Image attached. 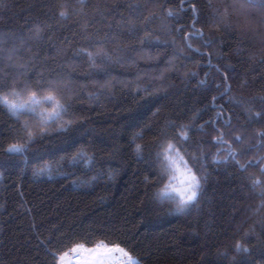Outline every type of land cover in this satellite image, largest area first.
<instances>
[{"label":"trees","instance_id":"1","mask_svg":"<svg viewBox=\"0 0 264 264\" xmlns=\"http://www.w3.org/2000/svg\"><path fill=\"white\" fill-rule=\"evenodd\" d=\"M7 2L8 11L0 14V32H15L25 38L33 36L29 42L31 50L45 60L48 67L56 68L57 64L63 63L66 65L64 70L72 73L77 84H88L84 94L74 101V105L78 112L89 118L85 128L105 139L104 144L96 145L103 149L97 151L96 155L104 172L107 173L109 165L119 169V172L111 181L101 177L93 184H87L96 170H89L83 160L76 162L75 168L67 166L66 161L62 163L58 159L53 160L51 164L45 165L47 170L40 174L37 169L43 161L33 155L29 154L25 158L16 154L4 155L0 151V262L48 264L43 250L37 252L34 248V233L41 234L43 239L54 226L63 224L61 232H64L67 225L72 224L77 230L90 225L97 231L91 240H69L68 248L73 243L91 246L104 239L98 234L100 231L115 226L129 238L130 244L135 245L134 255L141 258V264H217L216 249L233 245L235 240L240 239L241 233L235 232V225L246 219L244 228H247L257 219L250 210L260 203V198L251 189L249 178L264 181V175L260 172L264 160L257 161V157L264 156V149L253 148L237 155L235 159H226L230 155L227 145L214 143L213 137L223 132V139L233 150H239L241 145L233 142L232 138L243 131L245 141L255 145V133L264 128V121L242 130L240 125L245 123L246 115H241V109L235 107L229 97H247L264 91V65L254 64L250 67L247 52L243 56L235 54L237 45L234 36H220L210 30L207 24H197L196 27L201 28L206 37L209 34L216 37L217 45L204 48L201 47L202 41L195 38L189 43L193 48H200L201 52L210 53L211 64L219 65L220 73L215 68L208 67L207 55L189 53L183 44L184 32L178 36L175 34V23L172 24V35L176 36L175 47L184 49L183 56H190V59H182L179 54L174 57L171 45L151 48L145 46L141 49L138 41L128 38L125 32L122 42L134 43L137 50L127 54L131 57L130 60L125 59L111 68L115 88L110 98L102 96L99 102H92L87 100V93L93 90L92 85L82 78L87 69L86 58L72 56V48L80 46L79 37L73 35L80 18L76 15L67 18L59 16V5L65 0ZM68 2L75 3V0ZM136 2L143 3V0H88L89 8L86 10L91 13L92 6L95 5H127ZM155 3L163 4L174 15H181V0H155ZM192 3L205 8L208 0H188L184 6L188 8ZM41 4L49 7L41 8ZM152 10H146L144 15ZM68 11L71 13L72 9ZM116 11L117 15L110 20L114 28L120 18L119 13L128 16L124 7ZM154 11L159 13L160 9ZM190 22V13L183 14V18L179 20V23L185 25V32L189 30L187 25ZM158 23L157 21L150 27H156ZM46 24H52L53 30L49 31ZM37 25L41 27L39 37L33 35ZM62 25L68 27L61 28ZM29 28L32 29L31 32L28 31ZM91 30L90 28L89 31ZM65 37L73 42L71 47L61 44ZM221 40L223 45H220ZM14 44H18V40L10 37L3 48H11ZM107 47L111 49L113 46L109 44ZM221 52L225 59L218 60ZM24 55L27 57L28 53L25 52ZM224 64L233 65V70L242 79L246 78L249 86L241 87V79L229 80L231 91L226 96H221L223 85L217 89L216 84L222 81ZM193 72L198 75L189 77L188 74ZM161 74L164 77L162 80ZM199 81L204 83L198 86ZM137 84L149 86V92L160 86L162 95L144 99L146 93L141 92L133 97L131 93ZM213 104L215 107H212ZM157 108L161 109V122L165 116L175 117L177 113H182L180 123L187 124L193 120L198 126L205 125L206 121L215 123L216 131L213 130V124L208 123L202 132H193L189 139V144L195 146V141L202 138L205 141L201 146L202 150L208 155L210 175L199 213L193 209L188 215L171 214L168 203L161 206L150 200L155 189H146L143 183V177L149 173V169L144 162L132 159L129 150L125 149L112 158L106 155L114 143L121 147L126 144V136L113 139L109 137V133L119 132L120 124L129 115V110L146 120ZM259 108L260 105L257 104L253 111ZM7 119L0 115V121ZM84 139L87 141L88 137ZM10 142L12 141L6 136L0 137V147H6ZM92 150L95 151L96 148ZM196 150L199 151L200 148ZM75 151L76 148H72L68 155L71 156ZM214 157L217 163H212ZM236 161L239 165H245L242 171L237 167ZM61 163L62 166L58 167ZM62 172H74V175L66 180L60 174ZM33 224L39 227L32 229ZM255 228L257 233L262 231L258 224ZM242 243L251 247L252 252L251 258L241 254L240 264H257L264 260V254L254 247V237H249Z\"/></svg>","mask_w":264,"mask_h":264},{"label":"snow or ice","instance_id":"2","mask_svg":"<svg viewBox=\"0 0 264 264\" xmlns=\"http://www.w3.org/2000/svg\"><path fill=\"white\" fill-rule=\"evenodd\" d=\"M188 0H181L179 12L181 15H174L170 9H165L163 4L155 3V0H143V3L136 2L127 5L119 3L112 5L92 6L91 13L88 0H75L69 3L65 0L59 5V16L67 18L76 15L80 19L76 22L78 28L73 32L78 36L80 46L72 48V56L86 58L87 69L83 74V79L88 80L92 85V91L87 93V100L99 102L103 96L110 98L112 90L115 88V78L111 76V68L115 64L121 63L125 59H131L127 54L136 51L134 43H123L122 37L126 35L133 41H138L140 48L145 46H173V56L177 54L182 59H190V56H183L184 49L175 47L176 36L173 34L172 24L175 23V34L184 32L183 44L189 53L200 56H208V67L215 68L220 73L219 65L211 64V54L201 52L200 48H193L192 39H200L201 47L210 48L217 45V38L212 35L205 36L197 24H207L210 30L234 36L237 45L235 54L243 56L247 52V60L250 67L254 64L264 65V49L253 51L255 41L264 44V0H208L205 8H201L197 3H192L186 8L184 5ZM41 8L49 7L41 4ZM124 7L128 16L119 13V20L114 28L110 22L111 18L117 15V9ZM72 9L70 13L68 10ZM160 9V12L154 9ZM7 0H0V14L8 11ZM147 15H144L146 10ZM190 13V23L187 25L188 31H184L185 25L179 23L183 14ZM233 17L236 18L235 22ZM156 27H150L156 22ZM27 19L25 23L27 24ZM49 31L53 30L52 24H46ZM68 26L62 25L61 28ZM92 29L89 31V29ZM29 32L32 29H28ZM41 27L36 26V37H39ZM142 33V35H140ZM13 37L18 40L11 48L4 49L3 44L7 39ZM162 37H171V39ZM33 36L25 38L15 32H0V115L6 116V121H0V137H7L12 142L6 147H0L4 155L16 154L21 157L33 155L38 160L43 161L37 172L42 174L47 168L46 164H51L53 160L67 163V166L75 168L76 162L83 160L84 165L89 169H95V174L87 181L93 184L101 177H106L111 181L118 175L119 169L108 166L107 173L100 165L96 152L103 151L96 145L104 144L105 139L92 133L85 128L89 118L76 110L74 101L84 94V89L88 84H77L72 73L65 71V64H57L56 68L47 66V62L42 60L37 53L31 50L30 41ZM72 41L65 37L61 44L72 46ZM223 40L220 45H223ZM113 47L109 49L107 45ZM66 51V49H65ZM28 55L25 57L24 53ZM218 60L225 59L221 52ZM222 81L216 84L219 89L223 85L221 96H226L231 91L229 80L241 79V87H248L246 78H241L234 71L231 64L223 65ZM189 77H195L198 73H190ZM163 74L160 79L162 80ZM204 81H199L203 84ZM130 86V85H129ZM141 92L146 93L144 99L160 97L162 88L156 87L155 91L149 92V86H137L132 90L133 97ZM215 100V97L213 98ZM234 102L235 107L241 109V115H246L244 124L240 127L243 130L246 126L264 121V91L247 97L241 95L239 98L229 97ZM259 104L260 108L253 111ZM139 108L140 105H137ZM215 107V104L212 105ZM182 113H177L175 117H163L161 122V109L157 108L151 116L145 120L142 116L136 115L129 110V115L123 118L119 132L109 133V137L119 139L127 137L126 144H113L110 151L106 153L109 158L115 157L121 151L127 149L131 158L138 162H144L149 169V173L143 177L146 189H155L151 193L150 200L163 206L168 203L171 214L188 215L193 209L199 213L201 202L205 197V189L208 184V155L203 152L202 145L205 141L201 138L195 141V146L189 144V139L193 132H202L208 124L215 123L206 121L205 125H196L195 120L190 123H180ZM229 122H226V125ZM225 133L221 132L213 137L214 143L227 145L230 154L227 158L235 159L237 155L247 153L253 148L264 149V128L255 133V145L247 143L243 135L233 137V142L241 145L239 150H233L231 145L223 139ZM84 137H88L85 141ZM72 148H76L71 156L68 153ZM96 148L95 151L92 149ZM196 148H200L199 151ZM219 151V149H218ZM264 160V156L257 157V161ZM58 164V167L62 166ZM212 163H217L213 158ZM237 167L242 171L245 165ZM260 172L264 175V164H261ZM64 179L73 176L74 172L60 173ZM177 174L180 183L177 185ZM251 189L259 196L260 203L251 209V213L257 217L253 224L244 228L247 220H241L235 225V232L241 233L240 239L235 240L233 245H224L217 248L215 256L217 264H240V255L251 258V247H246L245 243L249 237H254L256 247L264 254V181L249 178ZM76 183L75 180L72 181ZM243 187V185H241ZM259 225L261 232L257 233L255 225ZM32 229L39 226L33 224ZM64 225H56L48 231V235L41 239V234L34 233L36 241L34 248L39 252L43 250L48 258V264H72L68 259L73 258L75 264H141V258L134 255L135 245L129 243V238L120 232L118 228L112 226L105 228L98 234L104 239L98 240L91 246L85 243H73L71 248L67 247V242L71 239L91 240L94 232L89 225L84 229L77 230L72 224L67 225V229L61 232ZM207 227V226H206ZM211 231V229H209ZM59 233V235H57ZM207 236V232L205 233ZM2 264V262H0ZM257 264H264V260Z\"/></svg>","mask_w":264,"mask_h":264},{"label":"clouds","instance_id":"3","mask_svg":"<svg viewBox=\"0 0 264 264\" xmlns=\"http://www.w3.org/2000/svg\"><path fill=\"white\" fill-rule=\"evenodd\" d=\"M232 19H233V21L235 22L236 18L233 17ZM258 49H264V44H261V43L257 40V41H255V47L253 48V51H256V50H258Z\"/></svg>","mask_w":264,"mask_h":264},{"label":"rangeland","instance_id":"4","mask_svg":"<svg viewBox=\"0 0 264 264\" xmlns=\"http://www.w3.org/2000/svg\"><path fill=\"white\" fill-rule=\"evenodd\" d=\"M179 183H180V177H179V174H177L176 184L178 185ZM69 260H70V256H69ZM72 263H75V262H72Z\"/></svg>","mask_w":264,"mask_h":264},{"label":"built area","instance_id":"5","mask_svg":"<svg viewBox=\"0 0 264 264\" xmlns=\"http://www.w3.org/2000/svg\"><path fill=\"white\" fill-rule=\"evenodd\" d=\"M70 260H71L72 262H75L71 256H70Z\"/></svg>","mask_w":264,"mask_h":264},{"label":"crops","instance_id":"6","mask_svg":"<svg viewBox=\"0 0 264 264\" xmlns=\"http://www.w3.org/2000/svg\"><path fill=\"white\" fill-rule=\"evenodd\" d=\"M68 259H69V257H68ZM72 264H75V263H72Z\"/></svg>","mask_w":264,"mask_h":264}]
</instances>
